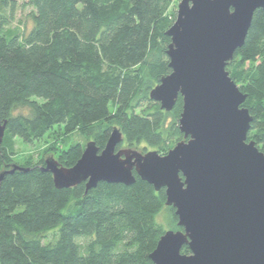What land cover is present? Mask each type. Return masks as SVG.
I'll list each match as a JSON object with an SVG mask.
<instances>
[{
  "label": "trees",
  "instance_id": "obj_1",
  "mask_svg": "<svg viewBox=\"0 0 264 264\" xmlns=\"http://www.w3.org/2000/svg\"><path fill=\"white\" fill-rule=\"evenodd\" d=\"M175 1L0 0V175L14 165L27 169L0 183V264H154L150 255L166 232L161 212L170 214V229L182 231L165 189L136 171L132 186L57 189L45 160L16 161L18 138L33 145L56 128L86 139L60 154L68 169L90 141L104 149L115 128L130 148L161 155L185 139L182 97L169 112L150 98L173 72L167 33ZM20 8L32 9L29 32L12 28ZM252 21L226 67L246 95L248 142L264 152V9ZM182 254H191L189 246Z\"/></svg>",
  "mask_w": 264,
  "mask_h": 264
},
{
  "label": "water",
  "instance_id": "obj_2",
  "mask_svg": "<svg viewBox=\"0 0 264 264\" xmlns=\"http://www.w3.org/2000/svg\"><path fill=\"white\" fill-rule=\"evenodd\" d=\"M264 0H182L167 52L173 72L151 93L172 111L184 105L180 131L186 141L162 156L118 149L115 128L105 148L90 141L78 163L64 168L53 158L45 172L57 189L106 182L132 186L134 172L155 190L165 189L182 231L168 230L150 255L154 264H264V153L248 142L253 119L246 95L227 72L245 44ZM0 128V145L4 136ZM27 171L14 165L0 175ZM189 246L191 254H182Z\"/></svg>",
  "mask_w": 264,
  "mask_h": 264
},
{
  "label": "rangeland",
  "instance_id": "obj_3",
  "mask_svg": "<svg viewBox=\"0 0 264 264\" xmlns=\"http://www.w3.org/2000/svg\"><path fill=\"white\" fill-rule=\"evenodd\" d=\"M182 0H176L172 6V11L178 16L179 6ZM31 8L24 9L20 8L16 16L15 22L12 25L13 29H18L24 32H29L30 28L33 26V20L29 16ZM124 138V137H123ZM125 139V138H124ZM181 141H186L185 139ZM179 141V142H181ZM248 141V138H247ZM17 156L16 161L22 165H36L42 160L53 158L57 163L61 162V153L63 150H67L73 143H80L82 145L86 144V139L80 133L72 134L71 136H66L62 129L56 128L51 134L45 136L44 139L36 141L35 144L31 145L26 142H22L20 138L17 139ZM123 144V145H122ZM120 149H132L137 150L141 154H146L148 152H157L156 150L150 148H144L143 146L130 148L126 141L123 140ZM174 149V148H173ZM172 150V149H171ZM170 150V151H171ZM262 152V151H261ZM159 153V152H158ZM264 153V152H262ZM160 154V153H159ZM161 155V154H160ZM166 156V155H162ZM63 166L62 163H60ZM66 168V167H64ZM159 224H163L166 231L171 230L170 227V214L163 210L158 218ZM47 241L52 240L53 233L48 234Z\"/></svg>",
  "mask_w": 264,
  "mask_h": 264
}]
</instances>
